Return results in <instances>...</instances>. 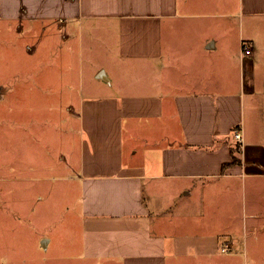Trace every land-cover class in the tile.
Masks as SVG:
<instances>
[{
  "label": "crops",
  "instance_id": "1",
  "mask_svg": "<svg viewBox=\"0 0 264 264\" xmlns=\"http://www.w3.org/2000/svg\"><path fill=\"white\" fill-rule=\"evenodd\" d=\"M7 22H15L17 31L38 24L43 31H63L73 50L62 57L60 93L73 97L69 108L79 130L66 143L63 175L56 178L67 182L63 187H79L85 259L213 264L219 249L234 246L235 239L221 238L232 235L223 227L240 195L243 225L259 239L264 0H0V36ZM84 49L104 62L90 61L85 71ZM36 50L30 46L28 52ZM35 69L13 76L40 82L13 89L57 85L48 82L53 73ZM136 70L141 77L133 80ZM6 79L3 69L0 100ZM4 108L0 104V112ZM4 125L0 121V143ZM235 127L244 133L241 161L223 168L232 161ZM33 178L0 173V192L6 180ZM160 196L173 207L167 217ZM3 203L0 197V221ZM43 240L49 247L50 240Z\"/></svg>",
  "mask_w": 264,
  "mask_h": 264
},
{
  "label": "rangeland",
  "instance_id": "2",
  "mask_svg": "<svg viewBox=\"0 0 264 264\" xmlns=\"http://www.w3.org/2000/svg\"><path fill=\"white\" fill-rule=\"evenodd\" d=\"M15 26V22H7L6 31L0 36V65L3 63L0 76L4 69L7 78L3 99L0 100L5 107L0 112V121L5 124L0 143V173L10 177L20 173L35 178L31 182L17 179L2 182L4 187L0 197L4 202L5 218L0 221L1 260L4 264H93L82 256L79 187H63L67 182L56 178L63 175L60 167L65 162L63 156L68 153L66 143L72 141V135L79 130L78 119L69 108L73 97L60 93L64 86L60 73L62 68H66L62 65V57H71L73 50L63 42V31H43L39 24L32 29L26 27L25 31H17ZM30 46L37 47V50L29 53ZM84 51L81 58L85 71L90 61L104 62L100 56L94 60L91 50ZM32 66L38 72L53 73L48 82L57 85L48 91L34 86L31 90H14L17 83L29 85L40 82L22 81L13 76L17 72L29 73L27 70ZM132 75V79L137 80L141 72L136 70ZM84 79L88 87V77ZM22 88L17 86V89ZM232 141L241 158L242 149L235 139ZM30 152L35 155L32 160ZM158 198V203L163 206L160 210H165L167 217L173 207L167 206L169 204L164 197ZM150 200L155 206L154 199ZM153 208L156 212L157 209ZM230 209V223H224L219 229L226 225L223 228H228L232 235L221 240L235 239V243L228 248L229 252L219 249L212 257V263L264 264V233L256 240L248 226L243 225L241 195L238 203ZM43 239L50 240L49 247L42 245ZM227 244L228 247L231 245Z\"/></svg>",
  "mask_w": 264,
  "mask_h": 264
},
{
  "label": "built area",
  "instance_id": "3",
  "mask_svg": "<svg viewBox=\"0 0 264 264\" xmlns=\"http://www.w3.org/2000/svg\"><path fill=\"white\" fill-rule=\"evenodd\" d=\"M243 50L246 53H251V48L247 45L243 46ZM233 137L239 144V147L242 149L243 148V143H244V133L241 127H236L233 129ZM222 250L227 252L228 251V244H226L224 247H222Z\"/></svg>",
  "mask_w": 264,
  "mask_h": 264
},
{
  "label": "trees",
  "instance_id": "4",
  "mask_svg": "<svg viewBox=\"0 0 264 264\" xmlns=\"http://www.w3.org/2000/svg\"><path fill=\"white\" fill-rule=\"evenodd\" d=\"M236 128V127H235ZM234 128V129H235ZM238 151V150H237ZM236 151V149L235 148H233L232 149V161L231 162H229V163H225L224 165H223V168L225 167H227V166H230V165H233V164H236V163H240V161H241V159H240V157L237 155V152Z\"/></svg>",
  "mask_w": 264,
  "mask_h": 264
},
{
  "label": "water",
  "instance_id": "5",
  "mask_svg": "<svg viewBox=\"0 0 264 264\" xmlns=\"http://www.w3.org/2000/svg\"><path fill=\"white\" fill-rule=\"evenodd\" d=\"M43 246H46V240L42 241Z\"/></svg>",
  "mask_w": 264,
  "mask_h": 264
}]
</instances>
